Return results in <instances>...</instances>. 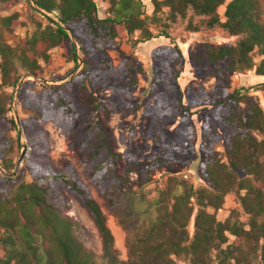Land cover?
Here are the masks:
<instances>
[{"label": "trees", "instance_id": "1", "mask_svg": "<svg viewBox=\"0 0 264 264\" xmlns=\"http://www.w3.org/2000/svg\"><path fill=\"white\" fill-rule=\"evenodd\" d=\"M18 1L0 0V13ZM23 1L46 23L37 21L33 30L10 42L21 23L19 14H0L2 84L14 88L27 74L43 78L52 61L50 50L61 42L73 68L78 65V46L82 66L60 85H43L32 79L20 84L15 98L20 134L29 141L41 135L42 126L50 120L64 129L84 175L125 231L126 257L121 258L106 215L79 168L31 152L14 177L0 172V264H264V112L250 94L256 85L231 88L235 72L254 70L264 75L262 0H150V14L143 0H103L107 4L103 16L96 0H32L39 9ZM163 13L171 22L186 18V28L192 32L220 27L239 38L215 47L199 44L190 63L199 74L213 78L212 88L192 97L186 86L179 90L175 105L160 100L156 110L147 108L148 113L161 116L174 105L173 115L178 118L174 136L164 141L158 133L154 137L158 149L148 159L133 158L120 176L116 164L121 154L110 147L108 131L97 112L106 110L105 100L115 112L121 106L115 93L100 99L99 78L113 69L108 49L120 32L126 33L132 46L158 37L171 39L170 25L159 19ZM194 16L199 17L197 22H193ZM171 43L181 65L184 56ZM254 51L261 56L257 64ZM171 53L175 59L176 54ZM161 64L168 83L169 68L166 62ZM128 72L132 90L137 82L132 63ZM179 73L175 70L176 80ZM75 84L83 93L80 99L75 97ZM11 98V92L0 97L2 118L12 114ZM198 112L203 114L197 169L205 186L176 175L181 156L195 149L191 116ZM91 118L92 125L83 132L84 120ZM9 131V126H2L0 165L11 172L21 144L18 135L12 138ZM156 173L166 174L165 180L156 194L148 196L144 187L156 181ZM132 175L137 190L130 187ZM230 191L247 216L245 221L235 209L225 219L217 218ZM67 194L90 215L99 235V253L87 248L79 237L80 223L63 214Z\"/></svg>", "mask_w": 264, "mask_h": 264}, {"label": "rangeland", "instance_id": "2", "mask_svg": "<svg viewBox=\"0 0 264 264\" xmlns=\"http://www.w3.org/2000/svg\"><path fill=\"white\" fill-rule=\"evenodd\" d=\"M262 2L264 3V0H262ZM143 3L146 6L147 12L150 14L152 10L150 0H143ZM96 4L99 14L103 16L107 4L103 0H96ZM222 11L223 7H220L219 12L222 13ZM13 12L19 14L21 23L15 27L10 37V42L25 36L28 31L33 30L37 21L43 24L46 23L43 18L30 10L23 0H19L17 3L9 6L8 11L0 14L5 15ZM198 18V16H194L193 22H197ZM159 19L161 22H167L170 25L168 32L171 39L158 37L132 46L126 33L120 32L115 45L108 49L113 69L99 78L98 94L100 99L103 100L112 93H115L121 106V110L115 112L112 109V103L105 100L106 110H99L97 112V117L108 131L110 147L112 150L121 154L116 164V172L120 176L124 175L125 166L131 162L133 158L148 159L155 150L158 149V146L154 143V137H156L158 133H160L164 141H170L173 138L175 133L174 129L178 123V118L174 117L173 112L175 110L174 105L181 95L179 90L183 91L186 86H189V94L192 97H197L199 96L198 93L201 94L204 90H210L212 88L214 83L213 78L199 74L193 69L190 63V55L197 52L199 44L204 43L215 47L219 44L233 43L239 38V36L228 34L220 27L192 32L186 28V18L182 19L177 17L171 22L163 13L159 15ZM151 26L153 31H155L156 27L154 25ZM171 40L177 44L181 54L184 56V61L181 65L177 64L180 59L177 54V49L172 48ZM170 44L171 46L167 49L166 46ZM172 51L176 54L175 59L171 57ZM50 55L52 59L51 64L45 68L43 78L39 79L47 81L49 84H43L37 81L39 84H63L65 80L73 78L81 68L78 65L73 68L74 63L68 59V52L64 42L52 48L50 50ZM79 56L82 58L80 51ZM260 59L261 56L258 52L254 51V62L257 64ZM162 61L167 63V67L169 68L168 71H170V73H168V83L165 81V70H163L161 64ZM130 63L134 65L136 71L135 78L137 80L136 86L132 90H129L131 75L128 70ZM175 70L180 71L177 80L175 79ZM113 83L114 86H112ZM240 85H256L255 89L251 90L250 94L253 99L261 105L264 112V75H257L254 70H249L244 73L235 72L231 75V88ZM9 92L12 94L13 88L2 84L0 78V97H2L4 93ZM74 94L77 99H80L83 95V93L78 90L76 84L74 85ZM160 100L174 104L168 109L169 113L165 112V114L161 116L148 113L147 108L150 107L151 111L156 110ZM183 101L185 102L184 99ZM15 108L17 109L16 105ZM202 114L203 112H198L191 116V122L196 128V133L193 138L195 149L193 152L190 151L187 155L181 156V161L176 164V175L178 178L184 179L189 183L205 186L206 184L201 183L200 174L197 169L201 156L198 149ZM15 122L13 114L9 115L6 113L4 118L0 116V132L2 126H9L10 136L12 138L15 137L16 134L18 135ZM92 123V118L85 119L83 132L86 128H89ZM15 127L16 129H14ZM42 128V134L29 141L21 134L18 135L21 149L23 144L26 145L24 156L30 155L31 152L36 154L44 153L55 163L65 160L73 163L79 168L81 178L87 183L92 195L99 202L106 215L107 224L114 235L115 245L120 250L121 258H125V231L112 215L111 209L107 207L98 189L91 184L88 177L84 175V170L80 166L76 152L67 144L68 138L64 129L51 120L46 122ZM219 149L221 150V147H219ZM18 157L14 167V169L17 170L16 175L19 173L23 162L22 159L17 167ZM164 175L166 176V174L163 173H156V181L144 187V191L148 193V196L156 194L161 180H165ZM134 178L135 176L132 175L131 179L133 181L130 183V187L137 190L138 187L136 186ZM67 197L68 204L67 207L63 209V214L80 223L79 237L84 241L87 248L96 250L99 253L101 251L99 235L90 215L71 194H67ZM234 209L239 210L240 220L245 221L247 216L241 213L242 210L239 207L235 195L230 191L225 194L221 208L216 212V216L218 219L223 220ZM231 239L232 237L229 236V241H231Z\"/></svg>", "mask_w": 264, "mask_h": 264}, {"label": "water", "instance_id": "3", "mask_svg": "<svg viewBox=\"0 0 264 264\" xmlns=\"http://www.w3.org/2000/svg\"><path fill=\"white\" fill-rule=\"evenodd\" d=\"M28 1L30 2V4H31L35 9H39L38 6H37L32 0H28ZM61 25H62V24H61ZM62 27L65 28L64 25H62ZM68 32H69V31H68ZM69 36H70L72 42L76 44L75 38H74V36L71 35L70 32H69ZM76 52H77L78 59H79V60H78V66L81 67V66H82V60H81V58H80V56H79V49H78V46H77V48H76ZM25 79H32V80H36V81H38V82H40V83H43V84H49L47 81L37 79V78H36L34 75H32V74L23 75V76H21V77L19 78V80L17 81L15 87L13 88V92H12V98H11V109H12V114L14 115V118H15V121H16L15 123H16V126H17L18 135H20V127H19V123H18L17 110H16V108H15V98H16V94H17V91H18V88H19L20 84H21ZM66 81H68V80H65L64 82H66ZM64 82H63V83H64ZM52 85H60V84H56V83H54V84H52ZM25 151H26V145L23 144V145H22L21 152H20L19 157H18V160H17V167H18V165L21 163ZM0 171H1L2 173H4L5 175L10 176V177L15 176L16 173H17V170H16V169H14L12 172H8V171H6V169H4V167H3L2 165H0Z\"/></svg>", "mask_w": 264, "mask_h": 264}]
</instances>
